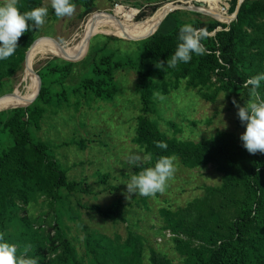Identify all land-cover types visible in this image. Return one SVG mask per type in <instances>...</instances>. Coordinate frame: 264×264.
<instances>
[{
	"label": "rangeland",
	"instance_id": "rangeland-1",
	"mask_svg": "<svg viewBox=\"0 0 264 264\" xmlns=\"http://www.w3.org/2000/svg\"><path fill=\"white\" fill-rule=\"evenodd\" d=\"M172 1L187 0H71L76 6L73 15L57 17L51 0H38L31 7L48 9L45 23L33 31L28 45L18 44L16 49L23 50L24 58L28 46L38 37L39 48L33 50L37 53L71 46L85 26L107 20L104 14H110L108 20L112 24L124 27L134 18L141 20ZM259 2V11L245 12L236 18L237 9L234 19L207 31L211 37L239 20L234 53L237 75L244 80L240 86L222 84L211 69H197L200 55L192 54L189 62H178L176 67H169L167 60L143 57L136 41L131 40L142 38L151 22L125 38L84 31L78 45L87 33L94 35L75 52L78 61L74 63L47 54L35 55L32 71L39 84L51 92L63 90L64 96L58 105L44 108L38 122L30 119L33 106L5 111L2 119L8 124L0 125V164L4 162L3 154L10 150L6 129L19 124L31 144L46 145L47 156L60 163L69 179L82 180L83 186L76 193L77 202L83 207L78 210L79 221L88 238L97 244L95 256L102 264H192L176 251L174 239L189 244L185 241L196 237V233L199 238L212 241L227 239L231 222L243 214H248L246 243L264 264V206L262 212H255L251 204L255 197L264 198V181H256L254 189L245 183V150L240 136L246 126L238 123V108L233 104L235 100L240 106L246 105V81L264 74V0ZM225 3V12L231 16L233 12H227L228 0ZM132 9L138 12L137 16L128 18L126 13ZM199 23L214 22L188 10L170 12L158 25L154 37L172 38L181 26L191 24L200 29ZM22 63L23 60L0 80V95L13 90L10 95L18 98L29 85V78L24 77L25 64L21 72ZM84 80L99 93L104 92L103 97L92 94ZM139 82L153 93L151 100L156 102L153 107L148 105V118L164 142H175L174 149L168 148L165 155L176 157L174 175L163 192L149 197L138 192L129 194L126 187L132 175L153 167L159 159L146 160L143 144L136 137L137 123L143 116L136 88ZM259 92L264 98V90ZM14 157L26 169L18 172L16 190L20 198L11 202L9 210L28 229H40L46 222L51 227L56 211L60 214L66 207L64 192L56 193L60 209L54 205L50 212L46 206L49 191L26 180L33 168L27 147L18 149ZM40 182L45 183L41 179ZM90 207L113 209L117 218L99 217L88 210ZM63 224L74 255L67 256L46 246L38 250V264H93L82 249L79 224L65 220ZM166 225H172L175 234Z\"/></svg>",
	"mask_w": 264,
	"mask_h": 264
},
{
	"label": "trees",
	"instance_id": "trees-1",
	"mask_svg": "<svg viewBox=\"0 0 264 264\" xmlns=\"http://www.w3.org/2000/svg\"><path fill=\"white\" fill-rule=\"evenodd\" d=\"M37 1L38 0H18L17 7L20 13L23 14L24 12L32 10L31 6ZM220 1L221 3L219 1L218 2L225 9L226 0ZM235 4L236 0H228V13H232L234 11ZM260 4L261 2H259V0H243L238 8L236 18L245 12L259 11ZM104 15L106 17H110V14ZM206 18L210 19L214 23H199L197 25L199 28H205L207 31H210L215 26L223 27V25L225 24L217 22L209 17ZM156 21L154 22V24L156 23ZM154 24L151 28L148 27L145 30V32L147 31L146 34L148 33L149 29V33L151 32ZM147 25H145V27ZM238 26L239 20L235 19L234 21L229 23L227 30L216 31L211 37L206 36V38L202 40V43L206 48V52L205 54L200 55V57L196 61L197 69H211L214 72V76L219 82L229 86H240L244 82L242 78L238 77V69L235 65L236 59L234 53V42L237 39ZM157 27L158 26L156 23L152 33ZM33 31V22H29V28L19 38L18 44L20 46L24 44L28 45L30 36ZM157 32L158 29H156L153 34L151 33L152 35L150 34L151 36L147 38L132 41H136V46L138 45L140 53L143 57L156 60H168L175 53L177 45L178 43H180L178 39L179 30L176 31L175 37L172 38H155L154 35ZM84 33L85 32L82 33L81 39ZM92 33H87L86 36H89ZM88 36L86 38L84 37V41L88 40L92 35L89 38ZM38 38L34 39L33 42L38 40ZM35 48H39V46L35 44L31 50ZM74 59L76 60V54L68 58V60ZM22 60L23 63L21 72L23 71L25 60V56L23 58L22 49H16L15 53L12 56L4 60H0V80L6 77L9 72L15 70L22 62ZM60 60L65 63H74L62 59ZM177 66H179V63L177 64ZM36 79L39 85V79L37 76ZM137 85L138 86H136V88L137 92H139L140 95L139 100L141 103L143 116H141L138 120L136 137L142 142L146 154L151 155V160H149L151 162L155 158L165 156L167 154L168 148L174 149L175 142L174 140L168 142H164L162 140L153 121L147 116V113L151 111L149 110V107H153L156 104L155 100H151L153 93L146 89L143 82H139L137 83ZM84 86L86 88H90L92 94L98 96V98L103 97L104 92L99 93V89L89 86L88 80H84ZM244 89L246 91L247 99L250 100L251 86L245 87ZM260 89L264 90V85L261 84V87L258 89V91H260ZM12 92L13 90L0 95V97L8 96ZM29 95L30 84L26 87L25 97L21 103H23ZM62 96H64L63 90L51 92L47 87L40 85L35 100L27 107H21L20 109L28 110L29 107L33 106L32 113L30 114V119L38 122L43 109L58 105L59 100ZM21 99L22 98H20L18 102H20ZM2 104L3 103H0V105ZM10 110L13 109H8V111ZM5 111L7 110L0 111V125L8 124L4 123L2 119L4 117ZM238 123L240 124L241 121L238 120ZM6 131V135L10 140V150L8 151L10 153L7 152L8 154H3L5 155L4 162L2 160V163L0 164V234L4 236V242L15 244L17 246L18 256L23 254V250L27 245H31L28 256L36 258L38 260V263L40 262L38 257V250L46 246L55 247V250L57 252L64 253V255L67 256L72 254L74 255L73 248H71L67 242L65 233L66 227L63 224L65 220L70 223L79 224L82 230V237L80 239L82 249L85 251V253L89 254L93 264H102L100 258L95 256V253L98 251L97 244L88 238L82 223L79 221L78 210L83 207L77 202L76 193L80 192L81 186H83V181L69 179L66 174V170L60 165V163L57 160L47 156V147L44 143L31 144L29 142L28 134L23 128V125L19 126V124H15L14 126L6 129ZM160 141L167 144L166 149H160L156 147V142ZM78 146L81 147V144L78 143ZM23 147H27V149L29 150V154L32 158L33 163V168L28 171L26 180L28 184L31 185L41 184L42 187L49 191V197L46 206L49 208L50 212L53 209L54 205L58 206V204L56 203L57 191L62 190L64 192L63 197L66 207L60 214H57L58 212L56 211L55 216H53L55 222L53 223V225H51V227H49V224L46 222V224L40 227V229H28L22 223V221L9 210L11 202L16 201L20 198V195L16 190V181L18 179V172H22L26 168H23L21 163L17 159H15L14 155L18 149H21ZM244 150L245 155L243 158V162L246 171L245 183L254 189L256 181H264V153L257 152L256 154H250L245 148ZM40 179L42 181L44 180L45 183H41ZM231 203L232 205H237L236 202ZM251 204L253 211L262 212V206H264V198L255 197L252 200ZM58 208L60 209L59 206ZM88 210L93 211L95 214L102 218H117V215L113 212V209L102 211L97 207H90ZM248 210H250V208H248ZM63 215L64 220L62 219ZM247 221L248 214H243L239 218L233 220L229 227V229L231 230V234L227 239H219L217 241H212L208 238L202 239L198 237V233H196V237L190 236L191 238L185 241L189 244L182 243V240L174 239L176 251L184 258L185 262L192 264H261L259 255L255 251L251 250L246 243L245 228L247 226ZM166 226L167 228H169L168 230L171 233L175 234L176 231L172 225ZM49 233L51 234V239H49ZM262 251L264 252V249Z\"/></svg>",
	"mask_w": 264,
	"mask_h": 264
},
{
	"label": "clouds",
	"instance_id": "clouds-1",
	"mask_svg": "<svg viewBox=\"0 0 264 264\" xmlns=\"http://www.w3.org/2000/svg\"><path fill=\"white\" fill-rule=\"evenodd\" d=\"M18 0H4L0 5V60L12 56L18 47L19 38L28 30L29 22H33V28L39 29L45 23L48 9L36 7L30 11L20 13L17 7ZM57 17L72 16L75 12V4L71 0H51ZM207 36V30L194 28L191 24H185L179 29L178 43L175 53L167 60L169 67H176L178 62L187 63L192 54L203 55L206 48L202 43ZM164 62H161L163 65ZM264 81V74H258L249 78L245 87L251 86V99L246 105L240 106L233 100L238 108V117L245 124V131L240 136L244 148L250 154L264 153V98L258 89ZM156 147L166 149L167 144L156 142ZM151 160V155L145 157ZM175 156H161L153 167L144 168L138 174L132 175L126 184L127 192L141 196H154L157 192L165 190L167 181L175 172ZM31 245H27L23 254L17 255V246L4 242V236L0 234V264H38V260L28 256Z\"/></svg>",
	"mask_w": 264,
	"mask_h": 264
},
{
	"label": "bare ground",
	"instance_id": "bare-ground-1",
	"mask_svg": "<svg viewBox=\"0 0 264 264\" xmlns=\"http://www.w3.org/2000/svg\"><path fill=\"white\" fill-rule=\"evenodd\" d=\"M187 4L193 5V6H189V5L187 6ZM196 4H197V6H194ZM176 5L187 6L189 12L201 14L203 16L209 17V18H211L217 22H220V23L227 24L229 22V20L231 19V16L230 15L228 16L226 14L225 9H223L224 7L222 8L220 3L217 0H187V1H181V2L179 1L176 3ZM167 7H168V3L160 6L153 13L144 17L141 20L136 21L134 18L129 24H127L124 27L112 24L108 20L110 18L103 15L104 17H106L108 19L107 20H101L94 25L85 26L82 29L81 33L78 35V39L71 46H62L59 49L46 48V49H42V50L38 51V53H37L36 51H33L34 49L31 50L33 48V46L38 41H40V40H36L32 44V47L30 49L31 51L29 50L30 52L29 51L26 52L25 60H24V64H25V70H24L25 76L24 77L29 78L30 83H28V84H30V95L27 97V99L23 103H21L24 100L26 87H27L24 85L25 87L23 89V92L21 93V95L18 98H15L14 95L12 94L10 96H7V97L0 99V103H5V104L0 106V111L8 110V109H14V108H21V107L25 108L30 103H32L34 101L36 94H37V91H38V86H39L38 81L36 79V75L32 71V65H33L32 60L35 57V55H46L47 54V55H51L54 57H58L59 59H62V60L77 62L78 61L77 59L76 60L75 59L74 60H68V58L72 57L75 54V52H77L78 49L81 46H83V44H82L83 42L81 43L82 45L81 44L78 45V44L81 40V36H82V33L84 31L90 30V31H93L94 33H105V34H110V35H114V36L123 38L124 36L130 35V34L135 33L137 31H140L144 25H146L150 22H151V24H150V28H151L152 25L154 24V22L156 20L158 21L159 18L167 12ZM124 12H125V10H124ZM137 13H138L137 11L132 9V10L127 11L126 15L128 18L133 17L134 15L136 17ZM157 21H156V23H157ZM156 23L154 24V27H155ZM154 27H153V29H154ZM153 29L151 30L150 33H149V31H150V29H149V31H148L149 34L147 33L148 35L146 34L144 37H142L140 39L147 38V37L151 36L156 31L157 28L152 33ZM90 35L88 36V38L90 37ZM136 39H138V38H136ZM87 43H88V40H87ZM74 50H76V51L72 55L66 56L67 55L66 53L70 54ZM22 94H23V97H22L21 101L18 102L19 99L21 98Z\"/></svg>",
	"mask_w": 264,
	"mask_h": 264
},
{
	"label": "water",
	"instance_id": "water-1",
	"mask_svg": "<svg viewBox=\"0 0 264 264\" xmlns=\"http://www.w3.org/2000/svg\"><path fill=\"white\" fill-rule=\"evenodd\" d=\"M175 1H172V2H169L168 3V7H167V12L161 16L157 22V26L161 23V21L164 19V17L170 13V12H173V11H176V10H188L187 6H184V5H176V3H174ZM242 0H236V4H235V9L233 11V14L231 15V20L234 19L235 17V14L237 12V9L239 8L240 4H241ZM230 20V21H231ZM132 41V40H131ZM32 47V43L28 46L27 50L26 51H29ZM25 56V54H24ZM40 86V84H39ZM39 86H38V90H39ZM38 93V91H37ZM37 95V94H36Z\"/></svg>",
	"mask_w": 264,
	"mask_h": 264
}]
</instances>
